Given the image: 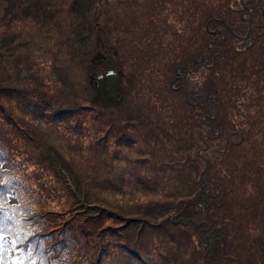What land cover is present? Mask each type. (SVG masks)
<instances>
[{
    "label": "rangeland",
    "instance_id": "rangeland-1",
    "mask_svg": "<svg viewBox=\"0 0 264 264\" xmlns=\"http://www.w3.org/2000/svg\"><path fill=\"white\" fill-rule=\"evenodd\" d=\"M250 2L0 0V136L22 187L14 194L0 178L1 202L32 198L25 225L51 245L70 237L66 257L128 264L122 251L136 245L101 253L85 226L66 229L74 217L100 231L130 225L150 264H264V0L252 17ZM111 66L118 96L101 98L100 83L113 91ZM58 111L66 117L53 124ZM150 187L160 199L144 195ZM204 188L205 211H190L224 234L205 251L198 228L177 216ZM12 245L0 264H17Z\"/></svg>",
    "mask_w": 264,
    "mask_h": 264
},
{
    "label": "trees",
    "instance_id": "trees-1",
    "mask_svg": "<svg viewBox=\"0 0 264 264\" xmlns=\"http://www.w3.org/2000/svg\"><path fill=\"white\" fill-rule=\"evenodd\" d=\"M254 3H255V1L252 3L251 2L249 3V4H251L252 9H254V11L252 13H249L250 17L254 16V14L258 10L255 7ZM248 11L250 12V8ZM212 20H214L213 22L220 21V20H216V19H212ZM247 21L250 24L249 20H247ZM250 26H251V24H250ZM246 27L248 28V25H246ZM177 81H182V80L177 79ZM177 81H173V83L174 82H175L174 84L180 83ZM117 90H118V87H117ZM117 90H116V93L118 95ZM171 92H174V90H171ZM184 92H185L186 96L189 97L187 91H184ZM191 93H194V91H192ZM195 94H197V93H195ZM195 94H193V97H192L193 102H197L198 98L200 97V95H198V94L195 95ZM210 94H213V93L208 94L209 102H212L211 99L214 96H212ZM18 105L20 106L21 103H19ZM209 105L213 108L212 104H209ZM28 110L34 116L35 115L38 116V114L40 113L39 112L40 108L34 106L31 102L28 104ZM64 113H65V111L55 112L56 118L53 120L52 123L53 124L56 123L60 117H66V115H64ZM45 121H47V120H45ZM47 122H45V123H47ZM199 123H201V125L204 127L203 124H212L213 119H202V122H199ZM206 127L209 128V126H206ZM0 135L4 136L5 133L0 134ZM13 137H14V135H13ZM202 140L205 141L206 138H204ZM4 142H5V140L3 139V137L0 136V143H2V144H0V165H2L3 163H7L10 166L11 171L7 175H2L3 171H2V168H0V178L6 179V186H5L6 190L9 187H12V192L14 194H19V193H21V190H22V187H20V184L18 182L19 179L12 176L15 173V168H18L19 164L16 163L15 160L11 161V159L9 157H6L7 154L5 153V150H4V144H3ZM12 157L15 158L14 156H12ZM45 159H46V157H45ZM37 164H39V163H37ZM48 167L49 168L54 167L55 170L57 169L55 167V165L52 166L50 162H49ZM147 177H149L150 179H152V178L156 179L157 178L156 174H154V173L152 174L151 177H150V175H147ZM200 180H202V179L200 178ZM74 182H75V180H73V183ZM0 189H1V187H0ZM134 190L137 191L138 193L140 192V190L137 188ZM146 190H148V189L142 188L143 192ZM4 192H5V190L3 191V193ZM194 192H195V190L193 191V193ZM150 194L153 197L157 198V200L160 199L158 196V192H156L151 187H150V191H147L144 195H150ZM18 197H19V204H20L18 206H7L6 207V205L3 204L0 200V230H1V232H0V234H1L0 235V249L5 244L12 242L13 245L11 247H9V250H13L14 252H16V254H13L14 258L16 259L15 263H17V264L18 263H20V264H71L72 260L74 258V255H76V257H78V259H89V257H90L89 253L79 252L78 250L76 253H73L74 255H69L66 257L67 251L68 252L73 251L72 248L69 250V248L67 246V243H69L72 247V244H71L72 239L70 237L65 238L62 235V236L58 237V239H57L58 243L53 242L51 245V243L48 241L46 235L36 233L39 231L38 227L33 229L29 226V228H28L25 225V224H29L28 220H26V217L29 215L28 213H26V209L29 208L27 206H29V204H31V206L32 205L38 206V205L36 203H34L35 201H32V198H30V197L27 198L25 201L19 195H18ZM207 197H208V193L206 191V188H204V190L201 191V193L199 192L194 197V200H192L190 203H188L187 206H183L179 210L180 211L178 213L179 215H177L178 218H181V220H180L181 223L186 220L187 224L191 223L192 226L198 228V234H199V237L201 240L200 243L202 244L201 247L203 248V250L205 249V247H207L208 243L210 244V242H214L215 244L216 243L218 244L224 238V234H221L219 232L220 230H223V229L221 227H219L218 223L215 222V224H213L211 226L207 225L203 222V219L202 220L196 219L198 217L197 215L200 212H195V210H194L193 211L194 213H191V211H190L191 208L196 209L197 207H201V206H203L202 211H205L206 208L204 207V203H205L204 200H206ZM78 208H80V205L78 206ZM67 213H68V211H67ZM188 213H190L191 216H188ZM18 214H19V216L24 215L25 219L20 220L19 218L18 219L15 218V215H18ZM182 218H185V220L182 221L183 220ZM73 219H74V217H70V218L68 217V219H66V221H65V223L67 224L66 229L69 228L68 229V231H69L72 228L73 230H75L78 233L79 231L84 232L83 227L85 226L86 229L88 230V232L90 233L89 235H87V237L91 236V239L94 242L98 241V246H99V250L101 253L105 252L106 250L111 252V248H113V247L119 246V248H120L121 242H126V244L128 246H130L129 244L133 243L136 245L131 246L132 247L131 249L126 248V251H122V253L125 256L127 254L128 258L130 259L128 264H132V260L136 261L138 264H150L151 263V260L149 258L144 259L143 256L141 255V253L139 252V250H137V249H139L138 246H140L139 245L140 240H142L144 238L133 237L130 234V231L127 229V226H130V225H126L124 227L106 226V227H103L102 231H100L99 228H96V225L94 226L93 223L91 225H88L87 223L85 225H81L77 222V220L74 221ZM18 221H22V223H18ZM56 222H57L58 226L60 224H62L63 217L61 218V220L56 221ZM30 224H35V222L32 221ZM168 225L171 227L170 223H168ZM151 230L152 229H148L147 232H150ZM109 234H111V236H112L110 240L108 239ZM167 235L169 237L173 236L171 228L167 229ZM59 240H61V241H59ZM137 240H138V242H137ZM3 241H6V243H4ZM108 241H110V242H108ZM143 241H145V240H143ZM18 244H21L23 246H19ZM5 251L8 252L7 249H5ZM17 253L22 255L21 259ZM26 255H29L27 259H25ZM212 259L215 260L214 256L212 257ZM0 260H3L2 257H0ZM218 260H219V258L217 257V260H215V262L217 263ZM5 261L8 262V260H5ZM78 264H83V263L78 262ZM88 264H100V261L93 260L92 262H90V259H89Z\"/></svg>",
    "mask_w": 264,
    "mask_h": 264
},
{
    "label": "water",
    "instance_id": "water-1",
    "mask_svg": "<svg viewBox=\"0 0 264 264\" xmlns=\"http://www.w3.org/2000/svg\"><path fill=\"white\" fill-rule=\"evenodd\" d=\"M107 64H113V62L111 61V59H108L107 60ZM112 71V66L110 67V70H109V73L106 74V80L112 85V92L110 90V87L107 83V88H108V91L106 90L105 86L103 84L100 83L99 85V90H98V93H99V96L101 98H106L107 96V93H110V97L112 96V98H117V93H116V90H117V80H116V75H114V73H111Z\"/></svg>",
    "mask_w": 264,
    "mask_h": 264
},
{
    "label": "flooded vegetation",
    "instance_id": "flooded-vegetation-1",
    "mask_svg": "<svg viewBox=\"0 0 264 264\" xmlns=\"http://www.w3.org/2000/svg\"><path fill=\"white\" fill-rule=\"evenodd\" d=\"M248 1H253V2H254V1H257V0H248ZM245 8H250V12H248V13H252V12L254 11V9H252L251 4H248L247 6H245ZM215 22H216V21H215ZM221 23H222V21H221ZM209 24H210V23H208L207 25L209 26ZM247 25H248V28H247V29H248V32H249V30L251 29V26H250V24L248 23V21H247ZM226 28H227V26H226ZM218 29H219V28L215 29L214 32H217ZM231 33H232V31H231ZM210 44H211V43H209V46H211ZM104 80H106V77H105V76H104ZM117 87H118V84H117Z\"/></svg>",
    "mask_w": 264,
    "mask_h": 264
},
{
    "label": "bare ground",
    "instance_id": "bare-ground-1",
    "mask_svg": "<svg viewBox=\"0 0 264 264\" xmlns=\"http://www.w3.org/2000/svg\"><path fill=\"white\" fill-rule=\"evenodd\" d=\"M106 88V87H105ZM96 90H97V88H96Z\"/></svg>",
    "mask_w": 264,
    "mask_h": 264
}]
</instances>
